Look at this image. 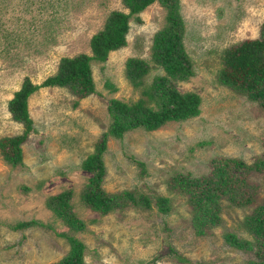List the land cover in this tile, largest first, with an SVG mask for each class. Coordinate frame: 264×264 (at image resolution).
Segmentation results:
<instances>
[{"label":"rangeland","instance_id":"obj_1","mask_svg":"<svg viewBox=\"0 0 264 264\" xmlns=\"http://www.w3.org/2000/svg\"><path fill=\"white\" fill-rule=\"evenodd\" d=\"M115 10L128 13L123 0H0V140L24 131L12 119L8 103L25 79L41 84L58 72L62 58L92 55L91 38ZM168 11L158 0L134 15L127 45L104 62L92 61L95 93L81 97L72 89L51 87L30 97L35 131L22 144V163L6 162L0 150V264H57L68 259L72 249L65 233L83 242L87 264L262 261L256 249L229 246L225 237L236 233L256 244L244 222L264 201V172L226 173L222 181L247 178L250 187L259 184L255 200L242 205L249 195L240 194L241 203L224 196L222 221L203 236L194 234L192 207L171 183L176 175L213 174L218 159L234 158L249 166L264 161L263 108L219 81L225 50L262 36L264 0H179L182 43L193 73L173 78L170 86L199 94L201 112L154 131L137 129L122 138L109 137L100 188L115 197L114 208L109 213L94 211L83 201L82 193L95 185L96 176L83 170V162L110 128L109 102L132 105L144 99L155 109L164 106L144 93H153L151 87L166 73L152 54L155 36L168 25ZM130 58L149 65L141 83L126 75ZM69 191L67 221L49 202ZM160 199L170 207L166 214ZM26 223L33 225L18 227Z\"/></svg>","mask_w":264,"mask_h":264},{"label":"trees","instance_id":"obj_2","mask_svg":"<svg viewBox=\"0 0 264 264\" xmlns=\"http://www.w3.org/2000/svg\"><path fill=\"white\" fill-rule=\"evenodd\" d=\"M158 0H123L128 13L115 10L106 20L103 30L95 34L90 41L92 55L80 54L75 57H64L59 64L58 72L48 77L41 84H34L28 78L21 88L14 93V97L8 103V110L15 122L22 124L23 133L2 138L0 150L6 162L14 166L22 163V144L29 134L35 131L34 121L29 112V99L35 92L43 88L59 87L69 88L81 97H87L96 92L92 72V61L104 62L109 55L127 45V34L130 29V20ZM169 9L168 25L154 38L152 58L155 64L162 66L166 72L153 84L154 92L146 91L149 101L157 103L161 100L162 108H153L147 104V100L141 99L134 104L123 103L120 100H111L108 106V114L111 118L110 128L102 134L101 140L95 146V153L89 155L83 162V170L95 172L94 184L90 185L82 193L83 201L94 211L109 213L115 205V197L108 196L100 183L105 176L103 155L107 151L108 138H122L127 132L144 129L154 131L168 122H180L196 117L200 114L202 99L195 92L181 93L170 86L171 80L186 79L193 73L191 59L186 54L182 43V20L179 11V0H160ZM138 21H140L137 18ZM219 81L236 93L244 94L252 101L257 102L264 110V24L262 36L255 39H246L225 50L222 55ZM149 70L146 61L138 58H130L126 62V75L134 81L141 83ZM151 101V102H152ZM261 159V158H259ZM217 169L208 176L191 177V175H176L172 179L171 187L188 199L191 211L192 229L197 236L206 235V230L217 226L222 221L220 200L226 198L235 203H241L240 194L249 197L242 205L251 204L255 200V192L258 185L251 184L247 178L226 177L221 179L228 171L233 169L241 171L256 170L264 172V161L260 160L253 165L234 158H224L214 161ZM217 172V173H216ZM215 174V175H214ZM219 174V178L217 175ZM95 186V187H93ZM72 191L65 192L52 198L49 205L59 217L70 221L69 211L65 207L67 200L71 199ZM126 195L132 201L135 196L127 192ZM254 195V196H253ZM226 196V197H224ZM147 206L150 201L144 199ZM160 209L165 214L170 207L163 204L166 200L160 199ZM68 224V222H67ZM33 223L20 224L24 228ZM244 225L256 240L254 245L236 233H228L225 241L229 246L240 249H256L262 255V261L251 264H264V201L254 209L246 218ZM81 229V228H80ZM67 234V233H65ZM63 234L71 244V253L68 259L57 264H87L84 257L85 245L75 237ZM185 261V259H182ZM197 264H209L198 262Z\"/></svg>","mask_w":264,"mask_h":264},{"label":"crops","instance_id":"obj_3","mask_svg":"<svg viewBox=\"0 0 264 264\" xmlns=\"http://www.w3.org/2000/svg\"><path fill=\"white\" fill-rule=\"evenodd\" d=\"M13 97H14V94H13ZM10 101V100H9ZM8 112H9V110H8ZM10 113V112H9ZM11 114V113H10Z\"/></svg>","mask_w":264,"mask_h":264}]
</instances>
